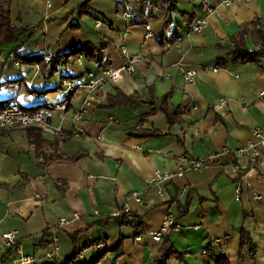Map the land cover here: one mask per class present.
I'll use <instances>...</instances> for the list:
<instances>
[{
    "label": "crops",
    "instance_id": "crops-1",
    "mask_svg": "<svg viewBox=\"0 0 264 264\" xmlns=\"http://www.w3.org/2000/svg\"><path fill=\"white\" fill-rule=\"evenodd\" d=\"M82 1L51 0L46 7L45 0H10L11 24L28 30L0 44V105L35 110L67 101L66 109L49 110L52 124L84 134L40 133L39 146L25 129L0 134V233L16 230L20 252L41 255L51 247L47 227L77 214L55 231L58 257L34 264H61L75 250L70 264H148L165 240L179 254L164 264H264V148L253 168L247 156H226L173 177L161 193L145 183L155 170L174 171L180 156L203 158L252 139L254 127L264 131V96L258 95L264 71L260 63L233 59L227 48L244 24L258 19L264 25V0H206L208 15L201 0H176L177 11L156 9L138 24L133 13L128 21L120 16L123 0H91V15L79 12ZM205 16L207 25L192 31L193 21ZM85 45L100 52L99 62L78 57L55 65L59 55ZM131 56H138L134 72L104 82L94 92L98 102L75 120L89 90L63 92V81L86 84L100 76L104 59L121 67ZM192 66L196 75L184 82L180 68ZM132 94L136 101L126 103ZM163 96L183 111L179 122L169 124L157 105L139 100ZM221 99L224 107L213 110ZM133 191L143 204L128 201L129 223L104 215ZM168 210L179 230L154 241L151 233ZM242 233L253 250L242 244ZM16 248L0 249V264H14Z\"/></svg>",
    "mask_w": 264,
    "mask_h": 264
},
{
    "label": "built area",
    "instance_id": "built-area-1",
    "mask_svg": "<svg viewBox=\"0 0 264 264\" xmlns=\"http://www.w3.org/2000/svg\"><path fill=\"white\" fill-rule=\"evenodd\" d=\"M202 8L205 11L206 15L212 12V8L207 4L206 0H201ZM223 3L229 4L232 0H222ZM46 7H50L51 0H45ZM120 16L128 21L131 18V14L129 13L126 4L124 2L121 3L119 8ZM207 16L196 19L192 24V31H199L203 27L207 25ZM100 22H96V26H99ZM146 34L145 37L150 35V25H145ZM259 47H253L254 51H257ZM138 59V56H131L128 59L127 64L121 67H113L107 59L102 61L101 73L98 78H91L86 84H77L73 80H64L63 81V92H73L77 90L79 87L88 88V93L86 97L83 99L79 108L73 114V118L75 120L80 119L81 116L87 112L88 108L98 102L97 96L94 93L95 91H101L103 88L104 82L107 80L111 82H118L124 73H133L134 72V62ZM80 62V60H77ZM259 63L264 71V55L259 57ZM216 70V68H213ZM180 73L184 82H192L195 75L196 69L195 67H187L180 68ZM167 78H170V75H166ZM259 96H264V89L259 91ZM226 104L225 99H221L218 103H216L212 108L213 110H220ZM67 101L62 103L54 104L50 106L48 109L40 108L35 110H25L20 107L15 102H6L0 105V134L3 131L12 130V129H26V128H36L42 134H48L58 139H64L68 136L71 137H79L84 134V131L80 128L72 129L70 131H65L60 127H57L52 124L49 110L50 109H66ZM196 106H193L195 108ZM252 139L248 140L245 143H238L235 147L231 148L228 146H223L220 150L208 154L207 156L199 159L188 158L186 156H180L178 160V164L174 171L160 169L155 170L152 176L146 179L145 183L147 187H160L161 184L170 181L175 176H180L186 171H200L203 169L208 163L222 158L226 156H231L234 158H240L243 156H247L248 163L251 168H253L257 163L260 155V148H264V131L259 127H254L251 131ZM161 193V188L158 189ZM236 193H239V187L236 186ZM254 199H261L260 194H253ZM133 200L138 204H143V198L141 197V193L137 191H133L130 194L124 197V203L120 208L112 210L111 212L104 214L107 217H117L122 213H127L130 211L128 206V201ZM95 214H98L96 211ZM78 218L77 214H74L72 218L68 219L62 217L58 220L55 225H50L47 227L50 230L52 237L50 241L51 247L43 251L41 255L34 254H23L20 252L18 245V237L17 231L11 230L0 233V249L9 248L17 246L16 251L18 253L17 258L14 261V264H34L36 262H43L45 260H52L58 257L59 245L58 238L55 235V231L58 227H62L65 224L71 222L72 220ZM179 224L175 221L174 216L168 210L162 219V222L159 228L151 233L152 239L154 241H160L163 235H167L170 232H175L179 230ZM197 228L198 226H193ZM140 238L137 237L136 240Z\"/></svg>",
    "mask_w": 264,
    "mask_h": 264
},
{
    "label": "trees",
    "instance_id": "trees-1",
    "mask_svg": "<svg viewBox=\"0 0 264 264\" xmlns=\"http://www.w3.org/2000/svg\"><path fill=\"white\" fill-rule=\"evenodd\" d=\"M91 0H83L79 4V12L89 13L91 15ZM126 4V7L129 13H133L136 19L134 20V24L140 23L142 20L146 18H150L154 10H163L166 13H171L177 11L176 9V0H123ZM122 3V2H121ZM9 4L10 0H0V44L9 43L17 40L20 36H22L28 29L27 28H18L11 24L9 19ZM132 17V14H131ZM78 25L75 22H70L69 27L74 29ZM247 38L251 41L252 45L255 47H259L257 51H254L247 42ZM227 48L232 53L233 59L241 62H255L259 64V57L264 55V25L260 23L258 19H254L251 22L244 24L241 26L240 30L230 37L229 44ZM83 57L88 61L99 62L101 60V55L98 50L90 45L85 46H77L67 51L64 54L59 55L58 60L55 62V65H60L66 63L70 58H78ZM55 69V68H54ZM136 95H130L125 97V102L130 103L136 101ZM142 102H150L151 104L157 105L161 111L164 113L166 121L169 124H173L175 122H179L181 120V115L183 111L178 107H173L167 104L166 96H163L160 99H152L145 100L139 99ZM27 133H30L31 140L35 146H39L44 139L40 135V131L36 128H26ZM146 135H156L158 132L156 131H144ZM76 157L70 159H65V161L75 160ZM2 185V184H0ZM4 186V185H2ZM187 208L188 203H185ZM117 220L118 224L129 223L130 218H134L130 212L122 213L117 217H113ZM71 237V236H70ZM242 244L248 245L250 250L252 246L249 240L242 233L241 235ZM97 241V240H96ZM94 241V243H96ZM47 244V242L45 243ZM119 244L114 247L112 250H119ZM77 250L73 252V254L66 260H64L61 264H70L76 258ZM121 252L118 253V255ZM179 252L175 249L173 244L169 240H165L161 247L159 248L157 254L148 264H164L165 261L171 256H178ZM116 258L114 257L113 260ZM97 259L91 261L89 264H95ZM113 263V262H112ZM51 264V263H49ZM115 264V263H114ZM221 264V262H220Z\"/></svg>",
    "mask_w": 264,
    "mask_h": 264
}]
</instances>
